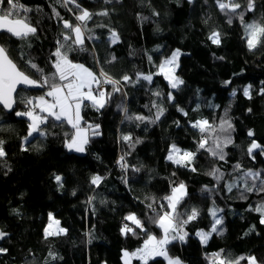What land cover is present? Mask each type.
I'll return each instance as SVG.
<instances>
[{"label":"trees","instance_id":"16d2710c","mask_svg":"<svg viewBox=\"0 0 264 264\" xmlns=\"http://www.w3.org/2000/svg\"><path fill=\"white\" fill-rule=\"evenodd\" d=\"M239 2L238 12L245 7V0ZM20 3L31 9L26 15L37 31L26 40L1 34L0 44L7 47L21 70L39 79V73L28 64L31 61L46 75L55 71L52 53L57 41L64 43V35H74L63 22L81 23L76 20L79 4L93 15L84 31L85 50L73 51L70 59L97 76L102 69L120 82L116 85L120 91H113V85L106 83L105 92L111 93V98L103 108L88 106V101L82 106L86 122L82 126H99L98 134L88 133L83 153L70 152L65 146V133L72 131L71 126L51 118L41 126L47 135L35 134L24 142L29 120L15 115L25 110L20 99L44 95L47 88L21 90L10 114L0 108V140L7 153L0 158V231L7 233L0 239V248L7 249L0 253V264H124L123 251H134L146 238L145 232L125 217L134 213L147 233L160 237L162 230L150 222L154 213L148 204L161 211L160 205L167 203L163 197L181 182L187 195L177 211L196 208L199 215L183 226L187 232L184 241L168 245L170 256L185 264H213V254L223 250L224 256H255L258 264H264V224L262 214L254 210L264 203V192H244L242 198V182L232 191L226 187L245 170L260 171L264 178V155L259 150L247 153L252 140L264 146V44L250 50L239 18L231 16L229 23L230 15L219 9L216 0ZM104 11L106 16L99 15ZM261 15L264 0H255V11L245 12L244 20H259ZM113 31L119 37L114 44L110 39ZM213 31L220 33L218 45L209 39ZM176 49L182 51L178 75L183 84L173 89L164 75L156 73L158 65ZM148 74L153 75L151 82L142 78ZM125 75L131 80L124 81ZM248 85L251 98L243 94ZM159 109L163 114L157 119ZM202 119L217 128L214 134H204L207 146L212 145L213 135L221 140L227 135L218 130L222 119L232 123L233 142L223 147L224 160L198 149L201 133L192 123ZM249 130L254 133L251 137ZM124 136L131 139L125 141ZM173 144L195 153L190 166H178L167 159ZM119 154L126 155L125 171L118 167ZM237 164L240 170H234ZM213 168L224 173L219 182L208 175ZM56 175L62 177L59 184ZM94 176L102 178L98 185L92 183ZM206 187L211 191L204 190ZM211 206L223 219L203 245L196 233L211 230ZM49 213L66 233L45 237ZM125 224L137 235L123 234ZM133 264L141 262L134 260ZM149 264L166 261L155 258Z\"/></svg>","mask_w":264,"mask_h":264},{"label":"snow or ice","instance_id":"6c2138e0","mask_svg":"<svg viewBox=\"0 0 264 264\" xmlns=\"http://www.w3.org/2000/svg\"><path fill=\"white\" fill-rule=\"evenodd\" d=\"M69 0H65V3ZM72 3H76V0H70ZM216 4L222 12L226 15H230L229 23L232 22L231 16H237L243 25L244 35L246 37L247 47L250 50L256 49L259 45L264 44V15H261L259 20L252 19L250 22H245V12L255 11V0H245V7L242 11L241 3L239 0H216ZM80 8V15L76 16V20L80 21V24L73 25L69 21L63 22L65 29H70L74 35H64V43L57 41L58 47L52 53L56 58L53 61V68L55 71L51 75L44 74L43 70L38 68L35 63L28 62L32 69H35L39 73V79H33L25 71L17 65V63L9 55V51L4 44H0V106L5 109L11 110L14 104L17 103V88L21 85L34 87V88H47L44 95L38 97H21L20 102L25 105L24 111H16L15 115L18 117H27L29 120L28 133L24 137V142H28V138L33 136V133L44 136L47 135L45 130L41 127L48 123L51 118L54 122H60L61 124L66 123L71 126L72 131L65 133L66 144L65 146L71 151L83 152L85 145L88 143V133L91 132L93 135L98 134L96 129L98 125L93 127L92 125L82 126L83 117L81 115V109L85 101L90 102L88 106L103 108L108 99L111 98V93H107L101 88L102 83H109L113 85V91L119 92L120 88L116 87L120 82L112 79L102 69L99 76L96 75L91 69L86 67L84 64L76 63L70 59V53L73 51H84V31L87 29V21L92 18V13L87 9H83L79 4L76 5ZM31 9L20 3V0H0V33L16 37L20 40H26L30 35L36 33V28L33 27L28 21L27 13ZM24 13V15H21ZM106 11L99 13V15H107ZM59 16V13H56ZM154 15H159L155 13ZM61 19H63L61 17ZM146 19V18H145ZM91 37H89L90 39ZM119 39L118 34L113 31L111 35V42L115 43ZM209 39L214 44L220 43V33L217 31L211 32ZM71 41V43H68ZM181 55L180 50L174 51L169 58H165L158 65V73L164 75L166 78L170 77L172 69L176 66L177 58ZM113 59H115L113 57ZM151 60V57H149ZM142 78L148 82L153 79L152 74L143 75ZM124 81H130L131 78L127 75L123 76ZM139 79V76H138ZM173 89L178 88L183 84V80L176 78L174 81H170ZM226 84L230 81H226ZM251 85H248L243 89V94L251 98L250 95ZM236 93L233 91L232 95ZM261 94H264V89L261 90ZM156 95H160L159 92ZM50 97L51 99H47ZM171 97V94H169ZM127 113V109H124ZM183 111V109H180ZM163 114V109H159L156 118ZM187 115V113H185ZM227 116V113H225ZM127 119H135L144 121L148 118L144 116H127ZM154 122V121H153ZM86 124V122H83ZM192 127L197 129L201 133V139L198 142V149H205L211 156L218 158L219 160L225 159V153L223 147L231 144V132L234 131L232 123L227 119H222L218 130L220 133H227L221 140L220 136H212V145H208V138L204 135L205 133L214 134L217 132V128L209 123L208 120L202 119L192 123ZM254 133L249 130L248 136H253ZM123 139L128 141L131 139L130 136H124ZM4 141L0 140V158L7 155L4 150ZM207 146V147H206ZM27 150L26 148L24 149ZM254 150H259V154L264 155V146L252 140L247 148V153L252 155ZM195 153L189 151H182L175 144L171 146L170 153L167 157L168 160L173 163L188 167L194 158ZM254 158V157H253ZM123 161V157H121ZM122 167H125L121 163ZM195 171V168L192 169ZM234 170H240V165L237 164ZM139 171V169H136ZM208 175L214 177L217 182L223 179L224 173L218 168H213ZM56 182L59 184L62 177L56 175ZM101 177L94 176L92 183L98 185L101 181ZM249 181H252L249 185ZM257 181L259 184L257 185ZM126 182V181H125ZM243 183V190L241 196L243 198L244 192H264V178H262L260 171L245 170L242 171L241 175L237 177L232 183L226 185L228 191H232L234 187H239L240 183ZM204 190L211 191V189ZM187 195L186 185L181 182L179 185L171 189V194L163 197L166 204H161V211H157L153 208L152 204H148V208L154 213V217L150 218V222L156 224L161 230L162 235L157 237L155 234L147 233L144 227V223L133 213L125 217V220L131 221L137 228L145 232L146 238L143 241L141 247H138L134 251H123L124 264H131L133 259L141 262V264H149L150 260H154L156 257H162L167 261V264H182L179 257H172L168 252V245L175 240L184 241L187 236V232L183 231V226L189 221L195 219L199 215V211L196 208L186 210L184 213L177 211L178 205L183 201V198ZM167 208L168 210H163ZM255 211L262 214L264 217V203L259 204ZM211 215L214 219V223L211 228V232H197L196 235L200 237L203 243H207L208 238L212 232H217V225L222 223V217H217V210L212 209ZM181 216H186V219H181ZM49 225L45 229V237L56 236L62 233H66V229L60 228L59 221L54 220L51 213H49ZM261 223L264 224V218L261 219ZM53 224L57 225L55 230ZM123 234L131 233L137 235L135 229L125 224L122 228ZM7 233L0 231V239H3ZM7 249L0 248V253L6 252ZM53 259L55 255L49 253ZM247 260L248 264H258L255 256H243L232 258L223 255V250L213 254V264H240L241 261Z\"/></svg>","mask_w":264,"mask_h":264},{"label":"rangeland","instance_id":"374dc122","mask_svg":"<svg viewBox=\"0 0 264 264\" xmlns=\"http://www.w3.org/2000/svg\"><path fill=\"white\" fill-rule=\"evenodd\" d=\"M111 39V38H110ZM119 41V39L115 42V43H117ZM114 44V43H113ZM177 50V49H176ZM176 50H174V51H176ZM173 51V52H174ZM180 53H181V55H182V51L180 50ZM172 55V54H171ZM171 55L169 56V57H171ZM181 55L177 58V61L175 62L176 63V66L172 69V71H171V74H170V77L169 78H166L165 76V78L170 82V81H174L176 78H179V75H178V72H179V60H180V57H181ZM168 57V58H169ZM180 79V78H179ZM171 84V83H170ZM105 85H106V83H105ZM103 90H105V86L102 88ZM86 102V101H85ZM84 102V103H85ZM36 133H33V136L35 135ZM32 136V137H33ZM31 137H29L28 139H30ZM178 148H180L182 151H188V150H185V149H182L181 147H179V146H177ZM171 149V148H170ZM255 151H257V150H254L253 151V153L255 152ZM190 152V151H189ZM76 153V152H75ZM170 153V152H169ZM194 159V158H193ZM193 159H192V161H193ZM170 161V160H169ZM192 161H191V163H192ZM172 162V161H171ZM173 163V162H172ZM175 164V163H174ZM175 165H177V164H175ZM191 165V164H190ZM178 166H180V165H178ZM229 183H232V182H229ZM228 183V184H229ZM216 209L214 206H211L210 207V210H209V212H210V216H211V218H212V220H213V223H214V219H213V217H212V215H211V210L212 209ZM217 210V209H216ZM53 216V215H52ZM217 217H221L220 216V212L217 210ZM54 218V217H53ZM262 218H264V217H262ZM54 220H56L55 218H54ZM49 223H50V221L48 222V225H49ZM48 225H47V227H48ZM46 227V228H47ZM56 227H57V225H55V224H53V228L52 229H50V230H55L56 229ZM58 227H60L61 228V226H60V224H59V226ZM201 232V231H200ZM203 232H205V231H203ZM209 232H211V230L209 231ZM62 234H64V233H62ZM212 234V233H211ZM61 235V234H60ZM57 236V235H56ZM199 239H200V237L199 236H197ZM210 237H211V235H210ZM210 237L208 238V240L210 239ZM208 240H207V242H208ZM200 241H201V239H200ZM202 242V241H201ZM202 244L203 245H206V243H203L202 242ZM156 258H162V257H156ZM162 259H164V258H162ZM122 260H123V263H124V259H123V257H122ZM134 260H136V259H133L132 261H131V264H133V261ZM165 260V259H164ZM166 261V260H165ZM166 264H167V261H166ZM182 264H185V263H183L182 262Z\"/></svg>","mask_w":264,"mask_h":264},{"label":"water","instance_id":"95a60500","mask_svg":"<svg viewBox=\"0 0 264 264\" xmlns=\"http://www.w3.org/2000/svg\"><path fill=\"white\" fill-rule=\"evenodd\" d=\"M1 34H4V33H0V35ZM14 38H16V37H14ZM38 89H40V88H34V87H28V86L21 85V86H19L17 88V93H19L21 90H24V91H36ZM16 106H17V103L14 104V106H13V108L11 110L5 109V108H3V106H0V108H2L6 113L10 114L11 112H13L16 109Z\"/></svg>","mask_w":264,"mask_h":264},{"label":"built area","instance_id":"2783aa9c","mask_svg":"<svg viewBox=\"0 0 264 264\" xmlns=\"http://www.w3.org/2000/svg\"><path fill=\"white\" fill-rule=\"evenodd\" d=\"M105 86V83H102V85H101V88H103ZM47 99H51L50 97H46ZM121 157H123V161H121ZM125 158H126V155H122V154H119V156H118V167L121 169V170H123V171H125V169H126V161H125ZM121 163H123L124 165H125V167H122L121 166Z\"/></svg>","mask_w":264,"mask_h":264},{"label":"crops","instance_id":"0c3cea01","mask_svg":"<svg viewBox=\"0 0 264 264\" xmlns=\"http://www.w3.org/2000/svg\"><path fill=\"white\" fill-rule=\"evenodd\" d=\"M85 147H86V145H85ZM68 149V148H67ZM69 150V149H68ZM70 151V150H69ZM70 152H76L75 150H71ZM83 152H85V150L83 151ZM83 152H76V153H83Z\"/></svg>","mask_w":264,"mask_h":264}]
</instances>
